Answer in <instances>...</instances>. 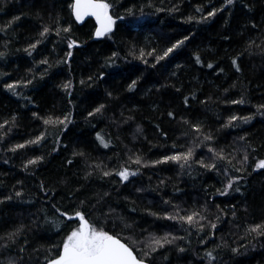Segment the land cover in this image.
Wrapping results in <instances>:
<instances>
[{
	"label": "trees",
	"instance_id": "1",
	"mask_svg": "<svg viewBox=\"0 0 264 264\" xmlns=\"http://www.w3.org/2000/svg\"><path fill=\"white\" fill-rule=\"evenodd\" d=\"M103 2L93 40L72 0H0V264L77 213L149 264H264V0Z\"/></svg>",
	"mask_w": 264,
	"mask_h": 264
},
{
	"label": "snow or ice",
	"instance_id": "2",
	"mask_svg": "<svg viewBox=\"0 0 264 264\" xmlns=\"http://www.w3.org/2000/svg\"><path fill=\"white\" fill-rule=\"evenodd\" d=\"M229 3L232 0H228ZM109 5L103 0H75L73 11L78 20L84 16H94L100 22L101 27L97 29L96 35L101 36L106 32L111 31L114 21L108 14ZM214 13H210L213 15ZM180 43H183L181 41ZM174 45L173 47H177ZM71 47V45H70ZM173 49H168L171 52ZM168 53H165L167 55ZM163 59V57H161ZM211 67V65H209ZM135 82H133V87ZM11 87V86H10ZM99 111V109H97ZM235 119V117H233ZM101 143L103 140L101 139ZM106 146V145H105ZM22 147V145L20 146ZM191 155V153H189ZM188 157H184L187 159ZM173 160H179L181 157H170ZM35 163V161H30ZM258 168H264V161H260L257 165ZM120 175L127 179L128 173L121 172ZM231 187V185H229ZM79 227L72 231L71 234L63 242V250L59 258L53 260L51 264H143L133 255L132 250L121 243L116 237L109 235L107 232L97 230L89 225L88 221L80 214ZM192 217H187L189 222ZM159 243V241H157Z\"/></svg>",
	"mask_w": 264,
	"mask_h": 264
},
{
	"label": "water",
	"instance_id": "3",
	"mask_svg": "<svg viewBox=\"0 0 264 264\" xmlns=\"http://www.w3.org/2000/svg\"><path fill=\"white\" fill-rule=\"evenodd\" d=\"M74 3H75V0H72L71 11H72V17H73L74 21H75L77 24H82V23H83L85 20H87V19H91V20L94 21L95 29H94V33H93V37H92L93 40H99V39L103 38L105 34H108V33H110V32L113 30L114 25H112V29H111V31L106 32L104 35L97 36V35H96L97 29L101 27L100 22L96 19V17L91 16V15H89V16H84L82 19L78 20V19L76 18V15H75L74 11H73V5H74ZM108 14H109V12H108ZM109 15H110V14H109ZM122 171L124 172V170H122ZM125 171H126V170H125ZM74 218H75V219H78V221H79V225H80L79 217L75 216ZM112 236H113V235H112ZM114 237H115V236H114ZM116 238H117V237H116ZM117 239H118V238H117ZM119 240H120V239H119ZM120 241H121V240H120ZM121 243H124L125 245H127V244H126L125 242H123V241H121ZM127 246H128V245H127ZM128 247H129V246H128ZM129 248H130V247H129ZM130 249H131V248H130ZM62 250H63V247L61 248L59 254H58L56 257H54L53 259H51L50 261H48L46 264H51V262H52L53 260L58 259L59 256H60V254L62 253ZM131 250H132V249H131ZM132 252H133V250H132ZM133 255L136 256V254H135L134 252H133ZM136 258H137L138 260H141V259H139L137 256H136ZM141 261L143 262V264H149L148 262H146V261H144V260H141Z\"/></svg>",
	"mask_w": 264,
	"mask_h": 264
},
{
	"label": "rangeland",
	"instance_id": "4",
	"mask_svg": "<svg viewBox=\"0 0 264 264\" xmlns=\"http://www.w3.org/2000/svg\"><path fill=\"white\" fill-rule=\"evenodd\" d=\"M109 8H110V6H109ZM109 10H110V9H108V12H109ZM73 44H74V42L71 41V45H73ZM124 172H125V171H124ZM126 172L128 173L127 179H124V178L119 174V177L121 178L122 182H127V181H129L130 179H132V178L134 177V175H136V174H135V171L130 170V169H128V170L126 169ZM89 225H90V224H89ZM78 227H79V226H78ZM78 227H77V228H78ZM77 228H76V229H77ZM76 229H75V230H76Z\"/></svg>",
	"mask_w": 264,
	"mask_h": 264
},
{
	"label": "flooded vegetation",
	"instance_id": "5",
	"mask_svg": "<svg viewBox=\"0 0 264 264\" xmlns=\"http://www.w3.org/2000/svg\"><path fill=\"white\" fill-rule=\"evenodd\" d=\"M125 171V170H124ZM123 172L122 170L120 171V173ZM136 174V173H135ZM79 222V221H78Z\"/></svg>",
	"mask_w": 264,
	"mask_h": 264
}]
</instances>
